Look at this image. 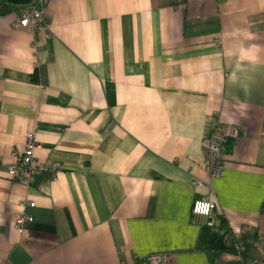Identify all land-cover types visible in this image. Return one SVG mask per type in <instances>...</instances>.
<instances>
[{"label": "crops", "instance_id": "crops-1", "mask_svg": "<svg viewBox=\"0 0 264 264\" xmlns=\"http://www.w3.org/2000/svg\"><path fill=\"white\" fill-rule=\"evenodd\" d=\"M22 6L0 0V264H264V0H49L35 34ZM216 123L239 135L210 178Z\"/></svg>", "mask_w": 264, "mask_h": 264}, {"label": "built area", "instance_id": "built-area-1", "mask_svg": "<svg viewBox=\"0 0 264 264\" xmlns=\"http://www.w3.org/2000/svg\"><path fill=\"white\" fill-rule=\"evenodd\" d=\"M49 0H32L28 4H24L19 12L18 17L14 20L16 27H23L35 34L37 30L47 28L43 20V9ZM29 46H34L31 41ZM239 135L237 126L226 123H216L211 134L201 140L204 149L202 159L203 166L210 178L221 176L224 171V152L227 145L232 140H235ZM34 146L35 140L31 132L25 134V142L21 150H13V160L7 164V173L13 178H17L29 184L35 174L44 168V164H34ZM56 168V165H53ZM196 184H203L202 180L198 179ZM24 205L33 207L35 202L28 200ZM216 202L210 199L207 195L196 197L191 208L192 221L197 224H216ZM33 220V214L27 208L21 209L15 213V222L17 226L27 221ZM169 253L154 252L136 259L130 264H168Z\"/></svg>", "mask_w": 264, "mask_h": 264}, {"label": "water", "instance_id": "water-1", "mask_svg": "<svg viewBox=\"0 0 264 264\" xmlns=\"http://www.w3.org/2000/svg\"><path fill=\"white\" fill-rule=\"evenodd\" d=\"M5 1L13 4L24 5L30 3L32 0H5Z\"/></svg>", "mask_w": 264, "mask_h": 264}, {"label": "trees", "instance_id": "trees-1", "mask_svg": "<svg viewBox=\"0 0 264 264\" xmlns=\"http://www.w3.org/2000/svg\"><path fill=\"white\" fill-rule=\"evenodd\" d=\"M217 221H218V220H217V215H216V224H215L216 226L220 224V223H218ZM221 221H222V220H221ZM221 226H224V225L221 224L220 227H221Z\"/></svg>", "mask_w": 264, "mask_h": 264}, {"label": "rangeland", "instance_id": "rangeland-1", "mask_svg": "<svg viewBox=\"0 0 264 264\" xmlns=\"http://www.w3.org/2000/svg\"><path fill=\"white\" fill-rule=\"evenodd\" d=\"M204 151V150H203ZM203 156H204V152H203ZM224 172V171H223Z\"/></svg>", "mask_w": 264, "mask_h": 264}]
</instances>
